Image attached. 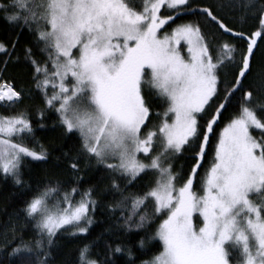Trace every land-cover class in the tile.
<instances>
[{
  "label": "snow or ice",
  "instance_id": "obj_1",
  "mask_svg": "<svg viewBox=\"0 0 264 264\" xmlns=\"http://www.w3.org/2000/svg\"><path fill=\"white\" fill-rule=\"evenodd\" d=\"M162 8L175 15L162 16ZM0 14L20 32H31L41 54H47L41 62L32 47H25L22 56L15 59L31 66L35 88L44 94L47 106L59 104L55 110L60 114V125L65 134L79 133L82 153L94 157L110 172L129 178V183L149 171L158 173L155 186L133 198L132 215L125 217L129 229L133 224L143 228L149 217L140 215L137 222L133 216L148 201L153 202L154 214L167 212L156 233L163 251L145 264H233L230 248L239 254L238 264H264V87L257 89L254 97L253 91H245L244 84L257 39L264 38V8L260 10V28L247 38V50L238 65L235 45L224 42L214 49L198 22L177 24L159 35L179 16L203 14L221 35L244 36L210 8H192L190 0H142L141 10L128 0H0ZM181 42L187 46V59L181 55ZM17 43L11 45V52L0 43V53L8 54L11 60ZM229 65L237 71L221 97L218 86L224 81L220 72ZM146 69L150 70L148 79ZM50 87L53 94L48 96ZM153 92L168 108L156 130L142 135L151 115L146 97ZM238 92L242 95L237 98ZM22 99V91L14 85L0 83V103L16 105ZM233 99L239 112L222 130L214 162L202 179L203 195H197L194 182L214 126ZM168 113L174 116L171 123ZM198 117L207 119L201 124ZM252 130L260 131L259 139ZM32 133L26 113L0 116V173L13 177L17 185L23 183L25 158L47 159L46 152L14 142ZM193 145L198 148L191 157L195 164L177 188L170 154ZM140 153L149 158L148 163L138 159ZM78 159L70 165L73 171L79 170ZM112 187L119 190L120 185L113 181ZM56 192L49 188L34 196L24 210L26 219L35 222L38 239L25 241L20 237L17 242L15 228L11 238L7 231L0 233V264H49V249L59 232L71 227L74 236L88 234L93 223L89 212L96 206L92 190L74 204L77 189L73 188L50 206L49 198ZM195 212L203 217L198 231L192 220ZM91 248L85 244L79 250V264H109L90 259ZM113 251L123 249L117 246Z\"/></svg>",
  "mask_w": 264,
  "mask_h": 264
},
{
  "label": "trees",
  "instance_id": "obj_2",
  "mask_svg": "<svg viewBox=\"0 0 264 264\" xmlns=\"http://www.w3.org/2000/svg\"><path fill=\"white\" fill-rule=\"evenodd\" d=\"M136 10H141L142 0H128ZM194 9L210 8L213 13L224 23L233 29L234 32L244 33L243 37L232 34L221 35L214 22H211L203 14H188L176 18L175 23L166 25L161 30L170 32L177 24L187 21L198 22L209 38L214 49L224 42L235 45L237 51L234 54L236 65L241 61L242 54L247 50V38L255 31L259 30L260 10L264 8V0H190ZM248 5H251L250 7ZM164 16L175 15L173 11L162 8ZM168 29V30H166ZM16 44L15 55L9 60V55L0 53V83L7 82L14 85L16 90L22 91L23 99L16 105L0 103V116L18 115L24 112L31 121L33 133L25 136L23 140L16 139L14 142L23 143L30 149L47 154L46 160H33L28 157L23 161L21 168V179L23 183L17 185L11 176L4 177L0 173V233L7 231L9 238L12 235V228L16 229L17 242L23 237L25 241L38 239L36 235L34 221L26 219L25 208L27 203L34 196L41 195L49 188L57 189L55 195L49 198V205L61 201L66 193L70 194L72 189H77L72 198L73 203H78L85 192L92 190V199L96 202L94 210H90L89 218L93 221L89 227V232L84 235H72L73 228L67 227L54 238V244L49 249V264H79V250L85 245H92L90 259L101 262L107 260L109 264H145L152 261L163 251V243L156 235L157 230L163 220L167 217V212L154 214V205L148 201L146 206L138 210V214L133 216L135 221H139L140 215H147L149 223L143 228H137L135 224L129 229L125 222V217L132 215V200L137 195H143L150 188L155 186L159 178L158 173L147 172L141 174L136 180L129 183V178L121 177L119 172H110L103 164L97 162L94 157H88L81 151V138L78 132L64 133L60 125V114L55 110L59 107H48L45 103L44 94L35 88L33 80V70L23 59L16 61L15 56L21 55L25 47H32L36 52V59L44 62L47 54H41L37 48L34 36L25 29L20 32L16 25L9 24L0 14V43H4L11 52V45ZM40 48L43 45L39 46ZM78 55L77 50H73ZM217 53L214 51L213 55ZM5 61H9L5 65ZM237 67L229 65L220 72L224 81L219 85L220 96L223 97L225 89L231 86L234 73ZM42 78V77H41ZM150 78V70L146 69L145 79ZM71 82V77L69 79ZM245 91H253L254 97L258 96L257 89L264 87V38L257 39V46L254 48V55L251 59V71L247 80L244 81ZM147 91V89H145ZM53 94L50 87L48 96ZM242 93H237V98ZM151 107V115L147 121V127L142 130V135L149 130H156V127L165 119L164 113L168 104L165 100L153 92L147 96ZM218 100L208 111L211 113L218 106ZM239 106L236 99H233L218 123L214 126V133L210 137V142L206 149V156L202 161V167L198 170L199 175L194 182L193 191L197 195H203L202 179L206 171L211 167L215 157V146L224 127L237 115ZM43 113V115H41ZM259 115V113H258ZM168 122L171 123L174 116L168 113ZM200 119L203 124L207 117ZM254 136L260 137L259 130H252ZM159 147L156 152H159ZM198 151L195 145L186 146V150L179 153L170 154V163L174 174L178 176L176 186L179 188L187 178L191 167L195 161L191 157ZM155 152L153 153V155ZM78 171H73L70 165L77 162ZM138 158L144 163L149 162V158L143 153L138 154ZM110 163L118 161L109 160ZM115 181L120 185L119 190L112 187ZM256 199V197H253ZM195 229L203 225V218L199 212H195L192 217ZM143 241V246H141ZM16 245L14 244L13 247ZM120 246L123 251L115 253L113 250ZM0 248H3L0 241ZM8 252L11 248L7 249ZM233 252V264H238L235 250ZM130 253V254H129ZM3 254L0 253V258Z\"/></svg>",
  "mask_w": 264,
  "mask_h": 264
},
{
  "label": "rangeland",
  "instance_id": "obj_3",
  "mask_svg": "<svg viewBox=\"0 0 264 264\" xmlns=\"http://www.w3.org/2000/svg\"><path fill=\"white\" fill-rule=\"evenodd\" d=\"M161 15L162 16H164L163 14H162V12H161ZM166 30H168V29H166ZM166 32L165 31H163V33L162 32H160L159 33V35L162 37L164 34H165ZM181 55H183L184 57H185V59H187L188 58V54H187V46L186 45H184V43L183 42H181ZM69 79H70V77H69ZM72 82V81H71ZM71 82H69V85L71 84ZM139 159V158H138ZM167 218V217H166ZM165 218V219H166ZM203 218V217H202ZM195 225V224H194ZM203 226V225H202ZM201 226V227H202ZM196 227V226H195ZM200 228V227H199ZM199 228L198 229H196L197 231L199 230Z\"/></svg>",
  "mask_w": 264,
  "mask_h": 264
}]
</instances>
